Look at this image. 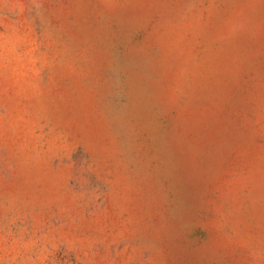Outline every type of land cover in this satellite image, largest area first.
<instances>
[{"label": "rangeland", "instance_id": "rangeland-1", "mask_svg": "<svg viewBox=\"0 0 264 264\" xmlns=\"http://www.w3.org/2000/svg\"><path fill=\"white\" fill-rule=\"evenodd\" d=\"M0 264H264V0H0Z\"/></svg>", "mask_w": 264, "mask_h": 264}]
</instances>
